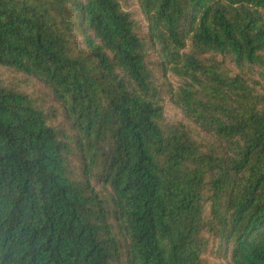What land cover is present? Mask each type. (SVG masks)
Segmentation results:
<instances>
[{
	"label": "trees",
	"instance_id": "1",
	"mask_svg": "<svg viewBox=\"0 0 264 264\" xmlns=\"http://www.w3.org/2000/svg\"><path fill=\"white\" fill-rule=\"evenodd\" d=\"M0 264H264V0H0Z\"/></svg>",
	"mask_w": 264,
	"mask_h": 264
}]
</instances>
